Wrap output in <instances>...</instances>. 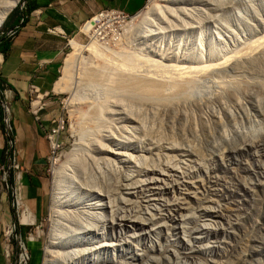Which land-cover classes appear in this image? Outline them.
Wrapping results in <instances>:
<instances>
[{
  "label": "rangeland",
  "instance_id": "obj_1",
  "mask_svg": "<svg viewBox=\"0 0 264 264\" xmlns=\"http://www.w3.org/2000/svg\"><path fill=\"white\" fill-rule=\"evenodd\" d=\"M216 1L173 0L168 4L177 9L176 17L168 11L172 22H161L147 36L166 44L173 34L165 59L150 55L141 32L129 31L110 18L94 27L102 30L97 41L104 57L86 50L80 59L89 61V67H100L108 78L128 69L137 76L169 79L180 68L197 65V60L208 65L248 49L264 35V25L258 26L260 21L264 24V0H220L218 5ZM24 4L19 0L9 12L0 26V38L8 31V19L23 17ZM111 10L115 9L104 8L94 15ZM252 13L259 20L256 23ZM82 24L67 37L51 87L46 92L30 88L29 109L37 111L38 119L33 115L38 121L44 116L48 125L44 135L49 149L43 169L47 208L38 221L29 218L20 202L9 105L5 86H0L1 159L6 160L0 163V203L7 195L13 214L8 220L0 211V264H44L53 167L77 142L86 146L80 160H84L87 179L79 190L85 202L108 221L123 211L135 221L122 227L106 224L102 233L92 235L101 253L106 250L107 264H264V93L260 91L264 71H252L244 64L239 70L191 72L186 103L168 105L130 98L107 82L83 83L80 78L74 80L72 90L57 91L64 59L74 51L70 39L83 44L91 41L81 31ZM175 35L188 40L179 43ZM210 44H219L213 55ZM84 60L82 64H88ZM82 64L76 69L77 77ZM158 170L164 176L153 173ZM176 172L182 173L184 181ZM152 177L160 180L154 188L149 185ZM173 202L184 208L176 209Z\"/></svg>",
  "mask_w": 264,
  "mask_h": 264
},
{
  "label": "bare ground",
  "instance_id": "obj_2",
  "mask_svg": "<svg viewBox=\"0 0 264 264\" xmlns=\"http://www.w3.org/2000/svg\"><path fill=\"white\" fill-rule=\"evenodd\" d=\"M159 1H161V3H159ZM172 1L173 0H149L147 6H145L141 12H139L135 15H132L129 19L128 18L124 19L121 16H117L116 12L109 13V17H107V18L117 20L118 21L117 23H119V24H122V25L124 24V27L126 26L127 28H130V29H128L129 31L132 30L133 32H138V33L141 32L142 36L144 37V40H146V44L150 48V52H151L150 55L157 56V57L159 56L161 59H163V58L165 59L166 55H167V50L169 49L168 47L170 46V43L172 44V42L174 41L173 40L174 37H171L173 34L170 36V38H169L170 40L166 44H162L161 43L162 41L155 42V39L154 40H153V38L149 39V37H147V36L150 35L149 33H152L153 31H155V29H159V25L161 26V24H160L161 22H167V23L172 22L171 20H169L170 18L167 17L168 11H172L171 12V13H173L172 15L174 17H176V14H177L176 10L177 9H175V10L170 9L169 8L170 6L168 5ZM219 1L220 0L216 1L217 5H218ZM18 2H19V0H0V26L3 22V20L5 19L6 15H8V13L16 6V4ZM227 3H228V1H227ZM154 8L157 9V12L153 11ZM171 13H169L170 14L169 16H171ZM249 16L250 15H248V17ZM104 17H105V15L103 13L96 14L93 17H91L90 19H88L84 24H82L81 31H84V33H88L90 35V37H91L90 42L83 44V43L79 42L78 40H76L75 38L70 39L69 42H70L72 49L74 51L69 53L64 59V67H63L62 75L59 76L60 77L59 80L55 83L57 91H62L65 89L66 90H72L74 80L76 78H78V79L80 78V79H82V81H80V82L84 81L83 83L97 84V83L107 82L108 85L111 88H113L115 91H117L118 93H121L123 95H126L130 98H134V99L136 98L139 100H145L147 102H152V103L155 102V103H160L163 105H168V104H172V103L175 104V103H179V102H183V101L185 102L188 99V90L190 88L189 85L191 84L190 80H192V77L194 76V75L192 76V74H190L191 72H197L200 70L205 71V72L206 71H213L214 72V71H219V70H223L226 68H235V69L239 70L241 67H244V64H246L247 68H249V67L252 68V71L253 70H256V72L257 71H260V72L264 71V35H263L261 37H258L255 40V43L253 45H251L248 49L237 51L232 55H229V56L222 58L221 60H218L216 58V60H218V61H216L215 63L208 64V65L202 64L199 60H197V61L195 60L197 62V65L189 66V67H187L188 69L185 68V66H184V68H180L181 71L176 72V75L172 76L169 79H162L161 77L155 78V77L137 76L134 73L128 71V69L125 68V65L124 66L121 65V68H123V70L126 69L125 72L122 71L120 73H117L115 76L108 78V76H106L107 74H105L104 71L100 67H98V66L94 67V68L92 66L89 67L88 66L90 64V63H88L89 61L86 62L83 58L80 59L81 53L83 51H86V50L90 54H94V55L100 56L102 58L104 57V55L102 53L103 51H101L103 49L102 45L97 41L98 40L97 37L100 38V35L102 34V30L98 29L99 26L94 28L101 21V19ZM238 17L240 20L243 19L242 15H239ZM251 17L254 19V21L256 23V21L258 20L256 13H252ZM135 19H137L136 22H134ZM125 23H126V25H125ZM246 24L248 26L247 28L250 29L251 24H249L248 22H246ZM263 25L264 24L261 21L258 24L259 27H263ZM238 26H240V25H237V27ZM226 31H229V30H226ZM175 37H176L175 40L179 39V40H177V41H179V43L180 42L183 43V41L186 40V38H185V40L183 39L185 36L182 38L179 35H175ZM187 40H188V38H187ZM191 42H192V40H191ZM159 43H161V44H159ZM218 47H219V44H216V45L210 44V47H209L211 50L210 55H213ZM220 48H221V50H223V49H225V46L220 47ZM224 52H225V50H224ZM145 54H147V53H145ZM149 56L148 57L144 56V57H146L148 60V59H150ZM104 59L108 60L106 58H104ZM83 60H84V63L86 62L88 64L83 65L82 64ZM81 64L84 66V69H83V71H82V67H81V70L79 69V72L82 74L80 77H77L76 76V69H78L81 66ZM158 75H160V74H158ZM79 80L77 81V83L79 82ZM260 91L264 93V86L261 87ZM246 96H248V95H246ZM81 127H83V126H80V129H81ZM87 129H89V127L84 126V128L81 130H87ZM81 130H79L80 133H81ZM85 140L83 139L84 142H87ZM96 140H98V138ZM83 144L80 142L75 143L74 147L65 154L64 160L61 161L58 165H55L53 167L54 178H53V184H51L52 185V189H51L52 190L51 191L52 201H51V206H50L51 207L50 208L51 214H50V219H49L50 222H49V229H48V235H47V246H46V250H45L46 251V258H44L45 259L44 264H107L108 261L105 260V256L103 254L106 250L105 251L103 250L104 252L101 253V251L98 249L99 246L97 244H95L96 241L94 242L92 240V235L95 236V235L99 234L100 232L102 233V230L104 231V227L106 226V224H110L111 227L112 226L114 227V225H119L122 227V225H124V224L127 225L126 222H131V221L135 222L130 217L124 216L123 215L124 211H123V214L121 213L119 215L112 216V218H110L108 221L107 219H104L102 217V215H100L98 212H96L95 209H93L90 205H88L84 200L85 198L83 196H81L80 191H79L80 190V183H82L83 180L86 181V179H87V176L85 173V166H84V163L82 162L84 160L83 159H81L82 161L80 160V158H82V157H80V155L82 156V151H84L85 147H86ZM88 144L85 143V145H88ZM54 145H55V143L53 141L52 146H54ZM88 146H91V144ZM103 147H105V146L103 145ZM92 148H93V145H92ZM95 150L93 148V151H95ZM97 151H98V149H97ZM104 151L106 152V150H104ZM87 173H89V172H87ZM153 173L158 174L160 176L161 175L164 176L165 172L162 173L161 171L158 170V172L155 171ZM179 173L180 172H176L174 174L177 178L181 179L182 177H180V175L182 173L181 174H179ZM154 174H153V176H156ZM168 175H167V179H168ZM158 181H160V180L157 179V177H152V180H150V182H149L150 187L153 186V188H154V186H155L154 184H157ZM182 181H184L183 178H182ZM89 184H91V183H89ZM127 189H128V187H127ZM151 190L154 191V189H152V188H151ZM155 190H156V188H155ZM174 202H176V201H174ZM162 204L164 205V203H162ZM179 204L174 203L173 205L178 210L184 208V207H182L183 205L181 206ZM168 207H169V205H168ZM110 208H111V204H110ZM28 216L30 217V212H28ZM151 221H154V220H151ZM151 221H149V222H151ZM144 224L147 226V223H144ZM181 226H183V225H180V228H181ZM182 228H181V230L183 231L184 228L183 229ZM184 231H185V229H184ZM195 237H193L194 240H195ZM101 240H103V239H101ZM185 242L187 243V241H185ZM110 244L111 243H109V245ZM101 245H102V243H101ZM188 246L191 247L190 245H188ZM135 254H137V253H135ZM23 255H21V259H22ZM176 261H178V260H176ZM120 263H123V261H120Z\"/></svg>",
  "mask_w": 264,
  "mask_h": 264
},
{
  "label": "crops",
  "instance_id": "obj_3",
  "mask_svg": "<svg viewBox=\"0 0 264 264\" xmlns=\"http://www.w3.org/2000/svg\"><path fill=\"white\" fill-rule=\"evenodd\" d=\"M46 1V4H40L26 14L23 23L21 21L24 17L21 18L19 14L8 19L6 30L14 29V34L5 35L9 38V47L5 53L0 52L1 86H5L4 99L9 105V121L19 165L17 172L20 183L19 198L26 211L30 212L29 218L32 221H38L47 208L43 169L49 148L44 135V130L48 127L44 116L38 121L29 109L30 88L35 86L38 90L46 92L51 87L67 37L96 12L104 8H113L128 14H137L144 9L143 5L146 2V0ZM1 146L0 163L6 164V160L1 159ZM1 199L4 203H0V211L3 218L9 220L13 214L8 197L3 194Z\"/></svg>",
  "mask_w": 264,
  "mask_h": 264
},
{
  "label": "trees",
  "instance_id": "obj_4",
  "mask_svg": "<svg viewBox=\"0 0 264 264\" xmlns=\"http://www.w3.org/2000/svg\"><path fill=\"white\" fill-rule=\"evenodd\" d=\"M24 3H25L24 4L25 8L22 11L23 17L26 14H28L31 10L35 9L36 7H38L40 4H46L47 1L43 0V2H35V0H24ZM24 20H25V17H24V19H22L21 23H23ZM8 47H9V38H8V36H2L0 38V52L1 53H5L7 51V49H8ZM0 86H1V80H0Z\"/></svg>",
  "mask_w": 264,
  "mask_h": 264
},
{
  "label": "built area",
  "instance_id": "obj_5",
  "mask_svg": "<svg viewBox=\"0 0 264 264\" xmlns=\"http://www.w3.org/2000/svg\"><path fill=\"white\" fill-rule=\"evenodd\" d=\"M148 2H149V0H146V3H148ZM145 6H146V5H145ZM114 12L117 13V16H121V17L124 18V19H126V18L129 17L128 14H126L125 12H123V11H121V10H118V9L111 10L110 12H105V13H103V11H101L99 14L103 13V14L105 15V17L102 18V19H108L107 17H109V13H114ZM129 18H130V17H129ZM102 19H101V20H102ZM97 25H98V24H97ZM13 34H14V29L8 30V31L6 32V35H8V36H12ZM32 88L35 89L34 86H32ZM33 114L35 115L36 119H38L37 111H33ZM48 138H49L50 143H51V140H52L51 135H50ZM51 148H54V147H52V145H51Z\"/></svg>",
  "mask_w": 264,
  "mask_h": 264
},
{
  "label": "water",
  "instance_id": "obj_6",
  "mask_svg": "<svg viewBox=\"0 0 264 264\" xmlns=\"http://www.w3.org/2000/svg\"><path fill=\"white\" fill-rule=\"evenodd\" d=\"M8 14H9V13H8ZM6 17H7V15H6ZM6 17H5V19H6ZM5 19H4V20H5ZM4 20H3V22H4ZM3 22H2V23H3ZM1 25H2V24H1Z\"/></svg>",
  "mask_w": 264,
  "mask_h": 264
}]
</instances>
